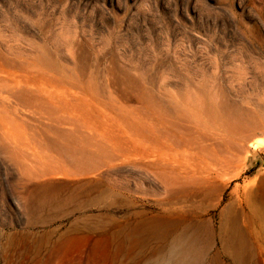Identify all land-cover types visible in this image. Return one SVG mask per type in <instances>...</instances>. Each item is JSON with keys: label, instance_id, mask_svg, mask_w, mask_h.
Listing matches in <instances>:
<instances>
[{"label": "rangeland", "instance_id": "rangeland-1", "mask_svg": "<svg viewBox=\"0 0 264 264\" xmlns=\"http://www.w3.org/2000/svg\"><path fill=\"white\" fill-rule=\"evenodd\" d=\"M12 59L73 97L59 124L0 92V264H264V0H0ZM162 99L191 140L166 191L134 148Z\"/></svg>", "mask_w": 264, "mask_h": 264}, {"label": "bare ground", "instance_id": "bare-ground-1", "mask_svg": "<svg viewBox=\"0 0 264 264\" xmlns=\"http://www.w3.org/2000/svg\"><path fill=\"white\" fill-rule=\"evenodd\" d=\"M0 66L1 68L5 67L2 69V75L0 76L1 93H6L11 97L13 96V98L17 97L27 103L38 104L50 113V120L59 124L64 123L65 120L60 114L64 106L65 97L66 95L73 97V95L66 88L67 84L64 78L56 70L50 72L47 69L34 67L28 60L18 61L16 59L6 60V64H0ZM130 81H132V78ZM68 84L75 87L79 86V82L76 81H70ZM124 96L126 97L125 93ZM135 99L144 106L146 99L143 91L136 94ZM161 101L163 104L159 105V109H155L151 105L152 111L141 110L143 118L147 117V119L151 120L152 124L151 122L145 123L144 119L138 122L139 125L134 128L137 135L141 136L144 141L146 140L151 144H155L158 149L151 150L150 148H140L136 145L134 148L139 149L135 150V153L142 160L150 157L156 164H159L157 171L159 186L166 191L171 187L175 188L183 184L177 175L178 160L176 159V151L178 147L186 146L191 140L188 141L183 136L178 135L177 126L181 124L182 118L170 106L165 105L164 99ZM16 109L19 114H27L25 110ZM61 131L58 132V135L59 137L62 135L65 139L63 138V142L60 140L59 143H61L58 144L59 148L61 147L67 156L76 158L78 155H81V157L88 155L82 146L76 148V146L73 147L69 143L70 135H72L70 131L62 129ZM66 137H69V139L66 140ZM73 139L75 140V138ZM64 140L65 142L68 141V143H64ZM250 146L256 151L264 146V139L257 138L254 142L250 143Z\"/></svg>", "mask_w": 264, "mask_h": 264}]
</instances>
